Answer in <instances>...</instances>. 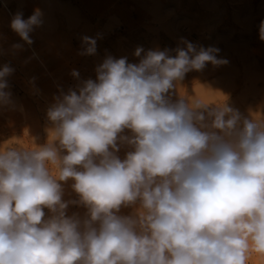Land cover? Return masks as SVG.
<instances>
[{
  "label": "clouds",
  "instance_id": "1",
  "mask_svg": "<svg viewBox=\"0 0 264 264\" xmlns=\"http://www.w3.org/2000/svg\"><path fill=\"white\" fill-rule=\"evenodd\" d=\"M42 15L18 12L10 27L31 45ZM81 44L80 55L96 54V38ZM219 52L183 37L174 49L138 46V63L107 55L95 80L61 90L47 111L51 142L0 150V264H247L250 250L264 255V119L226 99L169 95L189 71L227 64ZM14 71L0 68V106L11 102ZM122 144L132 149L124 159ZM69 179L78 201L62 199ZM70 204L86 217L67 215ZM133 205L134 215H118Z\"/></svg>",
  "mask_w": 264,
  "mask_h": 264
},
{
  "label": "rangeland",
  "instance_id": "2",
  "mask_svg": "<svg viewBox=\"0 0 264 264\" xmlns=\"http://www.w3.org/2000/svg\"><path fill=\"white\" fill-rule=\"evenodd\" d=\"M40 9L42 25L30 33L25 44L11 27L16 13L23 18ZM264 0H0V68L15 69L8 77L11 102L0 106V150L8 147L34 149L53 140L49 107L61 90L87 79H96V67L107 55L127 57L138 46L174 49L181 37L198 46H215L228 63L208 64L175 82L173 102L184 98L204 105L227 103L249 118L264 119ZM96 38L95 55H80L81 37ZM14 44H23L20 50ZM143 55V53H142ZM79 72L80 80L71 75ZM122 135H131L125 129ZM54 143L57 144L58 142ZM131 146L121 145L124 159ZM60 150V155H65ZM58 175L56 165H50ZM74 181L62 182L65 201H78ZM136 205L122 207L118 215H134ZM45 219L51 213L45 209ZM82 204H70L67 215L86 217ZM247 264H264V255L249 251Z\"/></svg>",
  "mask_w": 264,
  "mask_h": 264
}]
</instances>
